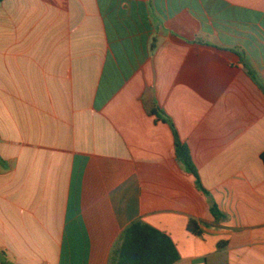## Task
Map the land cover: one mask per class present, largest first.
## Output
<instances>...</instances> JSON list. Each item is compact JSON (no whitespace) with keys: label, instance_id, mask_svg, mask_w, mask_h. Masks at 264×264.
<instances>
[{"label":"crops","instance_id":"crops-1","mask_svg":"<svg viewBox=\"0 0 264 264\" xmlns=\"http://www.w3.org/2000/svg\"><path fill=\"white\" fill-rule=\"evenodd\" d=\"M261 86L264 0L0 2V264H110L137 221L264 264Z\"/></svg>","mask_w":264,"mask_h":264},{"label":"trees","instance_id":"trees-1","mask_svg":"<svg viewBox=\"0 0 264 264\" xmlns=\"http://www.w3.org/2000/svg\"><path fill=\"white\" fill-rule=\"evenodd\" d=\"M2 1L5 0H0V2ZM241 56L249 76L257 81L255 73L246 61L245 56ZM261 88L264 91V86H261ZM150 114L159 121L171 126L176 140L178 160L185 166L186 171L196 179L197 187L206 195H209L202 185L190 150L181 142L172 120L158 108L151 110ZM262 160L264 162V154L262 155ZM213 213L218 217V208L216 206L213 207ZM188 228L195 235L201 234L200 228L194 221L190 222ZM180 260L178 249L168 235L148 226L142 221H137L122 234L113 252L110 264H178Z\"/></svg>","mask_w":264,"mask_h":264}]
</instances>
